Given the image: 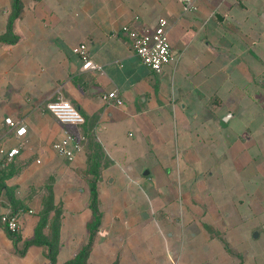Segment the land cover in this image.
Wrapping results in <instances>:
<instances>
[{
	"label": "crops",
	"instance_id": "0c3cea01",
	"mask_svg": "<svg viewBox=\"0 0 264 264\" xmlns=\"http://www.w3.org/2000/svg\"><path fill=\"white\" fill-rule=\"evenodd\" d=\"M18 2L8 27L12 0H0V39L9 28L15 38L0 41V147L19 150L11 159L0 154V173L13 174L0 181V214L7 205L16 208L20 225L11 234L0 223V264L73 259L88 242L93 179L101 219L86 264H179L186 253L193 255L181 264H264V250L251 253L246 235L196 229L178 250L161 232L170 220L162 206V163L171 156L166 147L175 146L173 154L185 163H230L228 195L233 171L234 188L253 182L250 193H258V177H264V0H193L186 11L175 0ZM158 18L167 21L172 55L160 74L140 62L122 32L154 27ZM80 44L100 72L81 69L72 52ZM114 90L122 104H104L101 95ZM57 97L82 115L81 127L64 126L45 109ZM7 117L25 125L21 139L7 130ZM65 132L81 138L72 160L52 148ZM232 146H239L235 155ZM141 162L154 164L148 169ZM48 194L58 213L50 212L40 238L48 240L54 227L52 261L46 244L29 243ZM231 200L225 198L223 209L236 210ZM215 209L208 204L202 218L217 222Z\"/></svg>",
	"mask_w": 264,
	"mask_h": 264
},
{
	"label": "rangeland",
	"instance_id": "374dc122",
	"mask_svg": "<svg viewBox=\"0 0 264 264\" xmlns=\"http://www.w3.org/2000/svg\"><path fill=\"white\" fill-rule=\"evenodd\" d=\"M222 147L217 148L216 154L222 153L225 148ZM238 148L239 146H232L230 152L235 155L234 152ZM259 148H263L264 159V143ZM165 152L171 154V156H168V160L162 163L167 174L162 206L164 205L163 209H165L170 220L166 227H162L161 232L169 237V245L172 247L178 245L179 250L181 241L196 234L195 230L199 229L200 232L206 235H246L248 237V250L251 253L258 252L261 248L264 250V207L263 211L260 209L261 205L264 206V177L262 180L258 177V193L252 195L250 192L255 189L253 182L243 181L245 186L242 185V191L238 187L234 188L236 174L233 171L232 179H230L233 185V193L228 195L227 190L230 187L226 184L229 182L227 177L230 176L225 173L230 167V163L224 161L219 164L218 162L203 160L185 163L184 157L173 154V152L175 153V146L166 147ZM201 158L204 157L201 156ZM153 164L141 162V165L148 169ZM257 164L260 165V162H257ZM240 176H246V172L243 171ZM234 194L236 197L233 196ZM225 198L229 199L228 202L235 198L236 210L223 209L222 202ZM256 200L258 202L257 209L255 207ZM238 201L241 202L237 204ZM208 204L217 207L215 209L217 222L202 218L204 213L208 211ZM150 232L152 233V231ZM245 245H242V247ZM192 255L189 253L183 254L179 264Z\"/></svg>",
	"mask_w": 264,
	"mask_h": 264
},
{
	"label": "built area",
	"instance_id": "2783aa9c",
	"mask_svg": "<svg viewBox=\"0 0 264 264\" xmlns=\"http://www.w3.org/2000/svg\"><path fill=\"white\" fill-rule=\"evenodd\" d=\"M180 3L183 10L193 9V0H175ZM167 21L164 18H158L154 27H146L141 30L131 27H123L122 32L127 36L131 43L134 55L140 62L154 73L160 74L165 65L172 60ZM73 54L78 56L81 61V69L84 71H101V67L93 63L89 57L85 44L77 45L72 49ZM104 104H122L121 98L117 91H110L101 95ZM45 109L62 125L79 128L84 124V118L68 101L61 97L49 100L45 104ZM8 131H13L17 139H21L26 134V127L21 120H13L9 117L3 120ZM81 138H75L69 132H65L62 138L56 141L52 148L56 154L64 159L72 160L74 154L80 151ZM19 152L18 147L5 150L0 147V154L11 159ZM4 207L0 214V223L11 233H17L20 225L18 215L9 205Z\"/></svg>",
	"mask_w": 264,
	"mask_h": 264
},
{
	"label": "trees",
	"instance_id": "16d2710c",
	"mask_svg": "<svg viewBox=\"0 0 264 264\" xmlns=\"http://www.w3.org/2000/svg\"><path fill=\"white\" fill-rule=\"evenodd\" d=\"M19 2L18 0H12V15L11 18L9 20L8 23V27H10L11 21L14 17H16L19 13ZM9 37V38H8ZM1 42H13L15 41V38L11 35L10 33V28L7 31V35H5V37L0 39ZM12 174L11 171H2L0 173V181L10 177ZM95 180L93 179L90 183V187H89V195H88V207L91 211V225L89 227V238H88V242L85 246H83L78 253L73 257V259L67 261L64 264H86L87 263V259L91 250V245L93 243V237L95 236L99 225H100V213L98 211V199H97V192H96V188H95ZM0 187H4L2 185V183H0ZM12 202V199H11ZM42 209L40 211V222L37 226L35 235H36V239H33L32 241H30L29 243H37V244H46L48 247V258L52 261L55 254H56V250H57V233L54 230V227L51 228V233L49 236V239L44 241L40 238V230L45 226V223L47 221V218L50 214V212H55L58 213L57 209L54 208V206L52 205V196L50 194L47 195V197L45 198V200L42 201ZM14 212L16 211L12 209Z\"/></svg>",
	"mask_w": 264,
	"mask_h": 264
},
{
	"label": "water",
	"instance_id": "95a60500",
	"mask_svg": "<svg viewBox=\"0 0 264 264\" xmlns=\"http://www.w3.org/2000/svg\"><path fill=\"white\" fill-rule=\"evenodd\" d=\"M216 17L218 18V16L216 15Z\"/></svg>",
	"mask_w": 264,
	"mask_h": 264
}]
</instances>
